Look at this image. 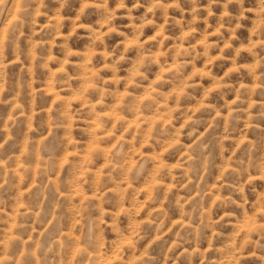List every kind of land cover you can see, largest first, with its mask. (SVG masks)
Masks as SVG:
<instances>
[{
    "label": "clouds",
    "instance_id": "1",
    "mask_svg": "<svg viewBox=\"0 0 264 264\" xmlns=\"http://www.w3.org/2000/svg\"><path fill=\"white\" fill-rule=\"evenodd\" d=\"M45 32L51 41L36 39ZM244 53L255 63L241 64ZM15 62L31 79L9 78ZM53 63L49 87L68 95L33 111L47 96L35 71ZM245 69L264 87V0H0V106H11L0 188L18 173L12 186L31 181L39 196L0 229V264H161L156 245L163 264H264V136L235 135L252 131L234 124L240 112L264 120V105L237 107L247 89L231 77ZM73 218L78 238L65 231Z\"/></svg>",
    "mask_w": 264,
    "mask_h": 264
},
{
    "label": "rangeland",
    "instance_id": "2",
    "mask_svg": "<svg viewBox=\"0 0 264 264\" xmlns=\"http://www.w3.org/2000/svg\"><path fill=\"white\" fill-rule=\"evenodd\" d=\"M51 15V14H50ZM46 19H41L40 23H46ZM172 31H175V29H171ZM37 40L39 39H44L51 41L52 36L49 32H45L43 35H37L36 37ZM59 41V38H57ZM81 47L83 46V41L80 42ZM52 47L51 43H49L46 47H37V51L41 53H46L47 49ZM54 51L58 55H62L60 52L59 48H55ZM215 51V50H214ZM230 54V53H228ZM9 60L15 61V56H9ZM241 64H251L255 63V59L250 56L248 53L242 54L240 61ZM25 64H30V62L25 61ZM199 67L203 66V61L198 62ZM24 64H21L19 62H15L9 65L8 69L6 70L8 72L9 78L11 80H20L22 77L23 78H28L31 79V77L28 75L27 72L24 71ZM231 67L230 62H225L223 67L220 68L218 67L216 69L217 73L219 75H222L224 71H227ZM59 68L58 64L53 63L50 67V69L46 72L41 69H36L35 71V77L37 78V81L33 84L34 89H46L47 90V96H39L36 98V107H33V111L37 112H43L44 114H47L48 111L51 109L53 103L57 100L58 96H66L68 95L65 92H61L58 90L56 87H49V74L51 72L56 71ZM71 70V69H70ZM155 71V69H154ZM231 81L235 83V86L237 88H240L242 85L246 87L247 90L242 91V95L245 97V100L243 103H238L237 107L239 108H248L249 105H252L251 111L254 113H259L261 111L262 105H264V87H261L262 80L259 78V70H242L241 73H233L231 77ZM205 84L207 87H211L212 82L211 81H205ZM168 88L169 86H165ZM123 90V89H122ZM8 94H5V98H7ZM197 95L202 97L203 96V89L198 90ZM229 100H235L236 99V94L235 92L229 93L228 96ZM25 100L29 105H32V99L28 95L25 96ZM201 101L197 100L191 103V106L193 110L196 109L197 104H199ZM222 103V101H221ZM11 111V106L10 105H2L0 106V115L3 116L4 120L8 119V114ZM216 113L213 112L212 115H215ZM222 116L227 118L228 115V110H223L222 111ZM239 115L244 117V119L240 120L239 122H235L236 126L238 128H250L252 131L247 132V133H240L237 131L235 135L240 136L241 139H259L261 136H264V120H262L259 116H257L254 120L249 121L247 119V113L245 112H240ZM49 127L51 125L49 124ZM26 131V124L18 125L13 129V135L16 137L17 140H22L24 138V133ZM6 134V133H5ZM3 137H0L2 139ZM187 143V141L185 142ZM57 145V139L55 136L52 137V139L49 141V147L50 148H55ZM5 153L7 152H16L17 155H19V149L16 147L15 142H9L5 146ZM68 151H72L71 149H68ZM178 156H175L172 158V162L175 163L178 160ZM28 159H31V157H28ZM102 163V162H99ZM22 166V162L17 160L12 167L14 169H18L19 167ZM33 176L36 175L35 172V165L33 166ZM9 183L6 184L3 188H0V197H3L4 200V212L0 213V216L5 217L3 221H0V229L7 230L13 228V224L15 223L16 219V212L17 209H22L24 208L25 204H31L35 205L39 196H38V190L35 188L31 187V181H28L21 185L20 187H13L12 184L13 182H18V173H16L15 177L9 176L8 177ZM257 187H261V182H257ZM25 193V197H21L20 194ZM54 194L50 193L49 194V199L51 200L53 198ZM258 196V193L251 198L255 200ZM20 197V198H18ZM257 209H251L248 213V215H252L254 212H256ZM75 223H78V220L76 218H73L67 222V228H65V231H71V235L74 238L79 237V232L75 230L73 225ZM54 230V229H53ZM242 239V238H241ZM171 243V241H169ZM187 247V246H185ZM195 247V245H193ZM203 247H207V244L203 245ZM155 250L157 252H161V264H163V259L165 256H167V248H163L161 245H156ZM184 248L178 249L174 255H179L180 252H183ZM249 252L252 251V249L248 250ZM200 258H197V264ZM248 264H257V259L255 256H252L248 260Z\"/></svg>",
    "mask_w": 264,
    "mask_h": 264
}]
</instances>
